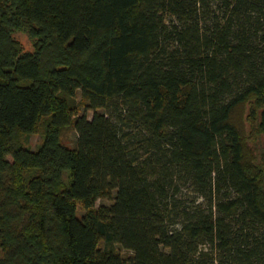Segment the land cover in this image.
Listing matches in <instances>:
<instances>
[{
  "label": "trees",
  "instance_id": "obj_1",
  "mask_svg": "<svg viewBox=\"0 0 264 264\" xmlns=\"http://www.w3.org/2000/svg\"><path fill=\"white\" fill-rule=\"evenodd\" d=\"M0 264H264V0H0Z\"/></svg>",
  "mask_w": 264,
  "mask_h": 264
},
{
  "label": "rangeland",
  "instance_id": "obj_2",
  "mask_svg": "<svg viewBox=\"0 0 264 264\" xmlns=\"http://www.w3.org/2000/svg\"><path fill=\"white\" fill-rule=\"evenodd\" d=\"M15 38L22 44L24 51H27V52L33 51V49H34L33 48V41H32V39H30V37L27 34L22 33V32H18L15 34ZM81 112H83V109ZM92 115H93L92 112L88 113L89 119L92 118ZM76 139H77L76 133L74 131H70L69 136L62 138V143L65 146L71 148V147L75 146ZM22 142H23V145L25 147L35 151L42 144L43 137L41 136V134L31 135L28 137L23 136ZM112 203L113 202L109 199H100L97 201L96 206L97 207L110 206ZM78 214H79V216H82L85 214V211L83 210L81 204H79V203H78ZM105 247H106V245L103 242H101L100 248L103 249ZM114 249L116 251H118L125 258H129L132 256V253L130 251H127L118 245L114 246Z\"/></svg>",
  "mask_w": 264,
  "mask_h": 264
}]
</instances>
